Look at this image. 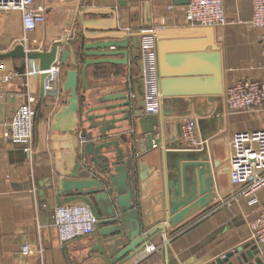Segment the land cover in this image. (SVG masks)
Masks as SVG:
<instances>
[{"label":"crops","instance_id":"1","mask_svg":"<svg viewBox=\"0 0 264 264\" xmlns=\"http://www.w3.org/2000/svg\"><path fill=\"white\" fill-rule=\"evenodd\" d=\"M36 3L43 7L45 21L26 35V41L20 13L0 10V54L12 50L18 44L25 45L29 51H49L53 45H57L52 65L59 67L56 78L51 74L44 78V95L39 101L42 72L39 61L28 60L23 73H18L16 68L20 66L19 59H0V264H106L95 259L93 252L88 255L89 247L95 242L92 236L95 229L89 235L63 243L58 239L54 226L52 208L55 200L51 183L46 181L54 176L55 150L51 144L55 133L50 127L52 117L61 105L67 103L69 96L62 89V81L66 77L64 71L70 69L76 72L80 118L88 107L98 105L97 98L102 95L125 93L134 106L141 107L143 95L139 43L143 32L191 25L184 18L183 6H176L173 0H36ZM169 5L175 7L168 10ZM223 9L226 22L213 27L223 91L244 78L264 82V43L261 41L264 30L249 24L251 0H223ZM112 23L117 31L128 33L127 63L87 66V88H83L80 79L82 63L77 64L76 69L69 63L84 58H99H82L80 43L97 41L85 37L95 35L97 30L94 28L97 25L108 28ZM157 42L156 38V49ZM164 42L168 55L179 56L174 62H167L169 71L188 73L195 70L192 68L201 71L208 66L207 61H201L200 57L196 60L180 58L185 54L191 56L211 52L205 46V38ZM65 49L70 51V55L67 62L61 64L60 53ZM113 58L123 57L117 55ZM10 72L15 75L5 80L4 76ZM26 88L36 97L31 153L24 151L22 144L12 142L8 136L9 122L15 110L24 102ZM178 99L181 104L167 105L166 114L163 115L162 111L159 113L162 132L154 136L158 143L156 148H148L144 138L138 135L137 126L129 127L127 122L123 123V129L116 135L119 136L120 132L127 134L128 140L121 146L128 149L133 144L137 172H143L144 175L143 180L138 178L136 181L141 224L151 226L167 215L162 153L171 149L168 148L171 142L177 141V124L188 119H195L200 140L201 137L206 138L215 197L177 226L167 228L165 239L162 236L155 237L127 264L138 261V264H212L214 259L222 258L226 252L250 242L249 223L256 216L258 204L264 202V188H261L254 197L233 201L230 206L223 205L234 190L228 180L227 169L230 138L235 132L264 129V104L257 111L229 113L225 110L222 93L213 105L214 111L205 116L199 128V117L192 110L191 99ZM142 114L143 111H136L134 116ZM85 125L81 118L78 133L83 134ZM57 134L63 136L65 132ZM70 135L59 143L60 153L71 154L70 159L60 158L64 167H70L73 162L75 140ZM180 149L186 150L184 147ZM212 162L217 165L213 166ZM23 245L28 246L26 254L22 252ZM150 246L160 247L149 252Z\"/></svg>","mask_w":264,"mask_h":264},{"label":"water","instance_id":"2","mask_svg":"<svg viewBox=\"0 0 264 264\" xmlns=\"http://www.w3.org/2000/svg\"><path fill=\"white\" fill-rule=\"evenodd\" d=\"M176 6H184L188 0H173ZM95 35L85 37L97 40L95 42L80 43L81 56H97L99 58L74 60L69 64L80 69L82 87L87 88L85 69L89 65L101 63L126 64L128 56V33L117 31L113 23L108 28L97 25ZM106 33V34H105ZM113 33V34H112ZM108 38L109 40H98ZM157 59L159 71V91L162 96L161 111L166 114V107L172 103L181 104L178 98L191 99L193 112L198 115V127L204 123L206 115L214 111V103L218 102L223 93L218 46L214 42L213 28L211 27H184L165 28L156 31ZM194 38H205L206 47L211 52L203 54L183 55L180 58L200 57L207 61L208 66L202 70L188 73L169 71L167 62H174L177 55H168L164 49V41H177ZM84 39V38H83ZM111 50H106L107 48ZM58 46L53 45L49 51H29L23 44L16 45L12 50L0 54V59L9 58L20 60L16 68L18 73H23L28 60L39 61L40 75L39 101L44 95V78L48 75L54 63ZM174 49L173 51H176ZM172 51V50H171ZM70 51L62 50L60 63L65 64ZM122 55L123 58H113ZM66 77L62 81V89L68 92L67 103L61 105L53 115L51 121L52 136L51 148L55 150L54 176L48 181L51 183L55 205L80 201L85 203L96 220L94 244L89 247L94 258L106 264H127L136 258L141 251L157 236L166 237L167 228H173L194 212L208 205L214 194V181L210 177L208 182L201 179L198 185V194L195 193V162L190 161L184 151L180 137V124H177V141L169 144L162 153V166L166 182L167 215L164 219L144 226L141 224L137 209L136 181L143 180V172H137V161L134 155L133 144L128 149H123L121 144L127 142V134H119L123 123L137 126L138 135L143 137L148 148L152 147L155 135L162 132V121L159 114H145L135 117L136 111H143V106L136 107L130 97L125 93L102 95L97 98V106L88 107L83 113L85 131L78 133L80 123V100L76 92L75 70H65ZM116 101V102H115ZM117 115H120L116 117ZM95 131V132H94ZM65 132V135L57 133ZM71 134V135H70ZM74 137L73 162L70 167H64L60 158L70 159L71 154L60 153V142ZM131 139L134 138L131 133ZM155 140V139H154ZM206 143V138L201 137ZM134 143V141H133ZM188 150V149H186ZM189 151V150H188ZM205 153V150H202ZM207 156L203 155L201 162V175H205ZM195 164H194V163ZM216 166V162H212ZM209 171L210 165H209ZM198 195L200 198L197 199ZM194 201L191 206L183 208L188 202ZM261 245L248 242L246 245L235 248L216 258L212 264H264L258 256ZM136 262L135 264H138Z\"/></svg>","mask_w":264,"mask_h":264},{"label":"built area","instance_id":"3","mask_svg":"<svg viewBox=\"0 0 264 264\" xmlns=\"http://www.w3.org/2000/svg\"><path fill=\"white\" fill-rule=\"evenodd\" d=\"M174 7L175 5H169L167 9L172 10ZM183 8L184 18L191 26L213 28L226 22L223 0H188ZM0 10L20 13L24 41L27 39V34L45 21L43 7L39 6L36 0H0ZM249 24L264 30V0H251ZM156 31L151 29L144 31L139 43L145 114L161 113L162 96L159 91ZM261 41L264 43V33L261 35ZM58 73L59 67L51 65L48 74L56 78ZM14 75V72H10L4 76V79L8 80ZM223 103L229 113L259 110L264 104V82L248 78L236 81L224 89ZM35 106L36 97L26 88L24 102L15 110L8 125L9 139L14 143L22 144L27 153L32 151ZM180 126V140L188 145L184 146L185 149L199 147L201 140L197 135L195 119H188ZM157 145L158 143L153 139L152 147L156 148ZM227 169L228 180L234 190L229 193L223 205L230 206L233 201L254 197L259 189L264 188V129L235 132L231 136ZM52 210L57 237L63 243L89 235L95 229L96 220L89 207L83 202L55 205ZM249 233V241L262 246L258 256L264 263V202L259 203L256 208V216L249 223ZM148 249L149 252L153 251L155 246H150ZM28 251V246L23 245L22 252L26 254Z\"/></svg>","mask_w":264,"mask_h":264},{"label":"bare ground","instance_id":"4","mask_svg":"<svg viewBox=\"0 0 264 264\" xmlns=\"http://www.w3.org/2000/svg\"><path fill=\"white\" fill-rule=\"evenodd\" d=\"M206 143L203 144V142L201 141V145L199 148L197 149H190L189 151H184L185 153H187V156H189V159L191 161H194L193 163L195 164V167H193L194 169V174H195V179L197 182V185L195 184V193L198 190V185L200 184L201 179L205 182V184L208 182L209 178L211 177V171H209V161H208V155H207V151H206ZM205 150V153L202 151ZM204 156H207V159L204 161L206 164V173L205 175H201V162H202V158ZM212 178V177H211ZM198 199V197H197ZM193 204V201L188 202V204H186L183 208H187L188 206H191Z\"/></svg>","mask_w":264,"mask_h":264},{"label":"rangeland","instance_id":"5","mask_svg":"<svg viewBox=\"0 0 264 264\" xmlns=\"http://www.w3.org/2000/svg\"><path fill=\"white\" fill-rule=\"evenodd\" d=\"M182 146L184 147V146H188V145H186V144H183V142H182ZM185 148V147H184ZM193 147H191L190 149H192ZM217 208H219V206H217ZM160 246H155V249H158Z\"/></svg>","mask_w":264,"mask_h":264}]
</instances>
